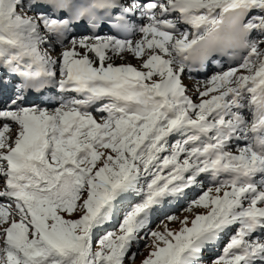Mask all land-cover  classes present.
<instances>
[{
  "label": "snow or ice",
  "instance_id": "6c2138e0",
  "mask_svg": "<svg viewBox=\"0 0 264 264\" xmlns=\"http://www.w3.org/2000/svg\"><path fill=\"white\" fill-rule=\"evenodd\" d=\"M85 21L142 38L78 36ZM125 52L139 67L112 62ZM210 64L221 70L194 86L197 103L182 77ZM0 70L22 78L6 102L0 89V264H134L141 240L140 264H205L236 226L213 264L264 261L250 239L264 232V0H0ZM53 88L58 107L24 106ZM205 174L214 188L180 210L192 218L154 230ZM133 193L118 230L94 239Z\"/></svg>",
  "mask_w": 264,
  "mask_h": 264
},
{
  "label": "bare ground",
  "instance_id": "6f19581e",
  "mask_svg": "<svg viewBox=\"0 0 264 264\" xmlns=\"http://www.w3.org/2000/svg\"><path fill=\"white\" fill-rule=\"evenodd\" d=\"M128 18L136 23L137 25H139L140 23L144 22L141 20L140 18V14L137 12L135 14H129L128 15ZM170 18H175V16L173 17H170ZM178 27L181 29V31L184 30L185 26L183 24L181 25H178ZM189 29H190V26H187ZM74 32L78 35V36H82V35H91V34H88V28H83V29H75ZM129 35H131L132 37H135L136 36H139L141 35L140 33H138L137 31H133L131 33H128ZM95 35H99L101 37H104L102 36V31L98 32L97 34ZM253 37L256 36V33L254 32L252 34ZM117 37V36H116ZM118 39H122L123 40V37H120L118 36L117 37ZM59 47V46H57ZM128 53V52H127ZM126 52L123 53L124 54H127ZM109 55H111V53H109ZM58 56H53V58H56ZM217 59H220L221 62H222V65H223V68L224 67H227L228 66V58L227 57H216ZM112 62L115 64V65H120V64H124L123 63V59H121L120 57L118 56H114L113 57V60ZM128 62V61H127ZM130 64L134 65V66H137L136 63H132V62H129ZM235 64H233L234 66ZM220 70V68L216 67L215 65H209L206 70L204 71H199V72H193L191 74H193L196 78H199V79H202V78H205L207 77L208 75H210L211 73H214L216 71ZM6 73H8L6 70H0V76L3 74L5 75ZM187 73V71L185 72ZM12 75V74H11ZM17 81H19V78H14V83L12 84H7L5 87H3V84H0V89H2L3 91V100L6 102L8 100L9 97L13 96L14 93H15V90H16V86H15V83L16 84H19ZM20 82V81H19ZM48 92V91H47ZM51 93V94H50ZM38 96H41V99L38 98ZM59 99H60V96L58 94V90L57 89H51L49 90L48 93L46 94H43V95H40V94H36V93H32L30 95H28V99L25 101V104L24 106H29L33 103H35L36 105H38L39 107H42V108H46L47 110L51 111L49 108L50 106H54V105H58L59 104ZM0 107H3V103H0ZM94 114H97V113H94ZM98 115V114H97ZM246 115H248V113L246 112ZM250 118V116H249ZM178 139H181L180 136H174V137H171V140L170 142H175L176 140ZM239 146H243V142L241 141L239 144ZM237 144H233L232 145V150L235 152L236 150V146H238ZM202 183L203 185V188H200L198 189L199 185ZM214 184L212 183L211 181V177L207 176L206 174L204 176H202L200 178V182H198L197 186L192 188V189H189L186 193L185 196H183L182 198H180L179 200H172L170 204L166 203L164 208L160 211H157L154 213L153 215V223H152V226L155 222H157L158 220L160 219H163L165 214H171L173 212H177L179 211L181 208H183L184 206H187L190 199L193 197V191L195 189H198V193H200L202 190H205L207 187L209 186H213ZM197 193V195H198ZM196 195V194H195ZM194 195V198H196ZM132 200H135L134 202H137L136 199H132ZM128 201V200H127ZM131 203V202H130ZM129 204V202H128ZM126 205V204H125ZM120 207V206H119ZM124 209V207H121ZM127 208V206H126ZM108 225L109 227V223L106 224ZM105 227V226H104ZM108 227H105V228H108ZM234 228V227H233ZM231 228L230 230H228L226 233L222 234L220 238H218V240L214 243V245L212 246L213 249L210 248L209 251H207L206 253L209 255V256H216L219 252L221 254H223V250L224 248L227 246V244L230 242V239L231 237L238 231V226H236V228ZM97 237V236H96ZM251 240H257V239H260L261 242H264V232H261V231H257L256 233H254L252 235V237L250 238ZM254 264H264V261H261L259 259H257Z\"/></svg>",
  "mask_w": 264,
  "mask_h": 264
},
{
  "label": "rangeland",
  "instance_id": "374dc122",
  "mask_svg": "<svg viewBox=\"0 0 264 264\" xmlns=\"http://www.w3.org/2000/svg\"><path fill=\"white\" fill-rule=\"evenodd\" d=\"M107 34H104V36H106ZM133 39H131L133 42H135L136 40H138V39H141L142 37H141V35H139V36H135V37H132ZM128 40H130V39H128ZM62 51V48L61 47H55V49L54 50H52L51 51V55L52 56H59V54H60V52ZM127 53V52H126ZM128 61V62H127ZM129 62H132V63H136L137 64V67H139V65H140V63H141V61L140 60H138V59H135L134 58V56H133V54L132 53H130V52H128L127 54H124L123 55V63L124 64H127V63H129ZM235 66V65H234ZM226 68L227 67H224L223 69L224 70H226ZM221 70V69H220ZM220 70H218V71H220ZM215 73V72H214ZM214 73H211L210 75H208L207 77H205V78H202V79H199V78H196L193 74H190V76H189V74L188 73H185L184 75H183V77H182V82H183V84L184 85H186L187 86V88H188V95H190V96H192L193 97V99H194V101L195 102H199L197 99H196V96H195V85L199 82L200 84H201V88H203V86H204V81H206V79H208V78H210V76L212 75V74H214ZM246 74V73H245ZM211 95V94H210ZM59 106V104L58 105H54V106H50V110H52V109H54V108H56V107H58ZM94 115H97V114H94ZM97 117H98V115H97ZM99 118V117H98ZM13 136L15 135V130H13ZM172 137H174V136H172ZM170 140H171V137H170ZM237 147H240L239 145L238 146H236V148ZM141 184H142V186H143V184H144V181L142 180L141 181ZM3 187V179L2 178H0V188H2ZM199 188L198 189H200L201 188V186L199 185L198 186ZM214 188V185L213 186H209V187H207L205 190H207L208 188ZM198 189H195L194 191H193V197L190 199V201L191 200H193V199H195L194 198V195H195V197H198L200 194H201V192L200 193H198ZM145 190H146V188H145ZM197 193H198V195H197ZM214 194V193H213ZM140 196L139 195H137V194H135V193H133L132 195H130L123 203H121V204H119L117 207H114V209H113V212H114V218H113V220L109 223V227H108V225H105V227H108V228H105V227H102V228H98V229H96L95 230V236H94V239H96V238H99V237H102L103 235H104V233L105 232H109V231H113V230H118V225H119V223L122 221V219H123V217H124V215L127 213V211H129L130 209H131V207H133L136 203H138L139 201H140ZM132 199H136L137 200V202H134L135 200H132ZM128 200V201H127ZM128 202H129V204H128ZM131 202V203H130ZM126 204V205H125ZM120 206V207H119ZM126 206H127V208H126ZM121 207H124V209L123 208H121ZM187 206H184L183 208H181V209H184V208H186ZM180 209V210H181ZM177 211L176 212V214L181 218V219H183V217L184 216H189V219H191L192 218V216H191V214L189 213V212H187V211ZM196 211H199V212H205V211H207V210H205V209H203V208H200V209H197ZM65 218H69V217H67V216H65ZM71 218H79L78 216H73V217H71ZM164 219V218H163ZM163 219H160V220H158L157 222H155L154 224H153V229L154 230H163V228H162V225L160 226V227H158V225H160V221L161 220H163ZM166 223H167V221H165ZM190 226V225H189ZM169 227L170 228H172L173 230H178L179 229V227H180V225H179V223H177V222H172V223H170L169 224ZM234 228H236V227H234ZM233 228V229H234ZM97 236V237H96ZM211 249H213V247L211 248ZM151 249H149V248H146L145 247V242L143 241V240H141V242L138 244V245H134L133 246V248H132V251L133 252H136L138 255L136 256V259H135V261H134V264H140V262L148 255V253H149V251H150ZM211 251V250H210ZM223 254H221L220 252L216 255V256H209L207 253H205V257H204V260H205V264H213V262L218 258V257H220V256H222ZM129 264H133V262H131V261H129Z\"/></svg>",
  "mask_w": 264,
  "mask_h": 264
}]
</instances>
